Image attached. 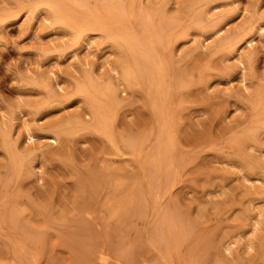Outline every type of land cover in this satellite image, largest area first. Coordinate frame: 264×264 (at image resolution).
Returning <instances> with one entry per match:
<instances>
[{"label": "rangeland", "instance_id": "1", "mask_svg": "<svg viewBox=\"0 0 264 264\" xmlns=\"http://www.w3.org/2000/svg\"><path fill=\"white\" fill-rule=\"evenodd\" d=\"M0 264H264V0H0Z\"/></svg>", "mask_w": 264, "mask_h": 264}, {"label": "bare ground", "instance_id": "2", "mask_svg": "<svg viewBox=\"0 0 264 264\" xmlns=\"http://www.w3.org/2000/svg\"><path fill=\"white\" fill-rule=\"evenodd\" d=\"M85 16H86V15H85ZM90 16H91V15H90ZM113 16H114V15H113ZM92 17H93V15H92ZM111 18H112V17H111ZM111 18H110V19H111ZM78 19H79V18H78ZM81 19H82V18H81ZM86 19H87V18H86ZM91 19H92V18H91ZM118 20H119V19H118ZM89 21H90V19L87 20V22H89ZM91 21H94V18H93ZM91 21H90V22H91ZM161 21H162V18H161ZM82 22H84V21H82ZM95 22H96V24H95ZM95 22H94L93 24H95V25H99V24H97V21H96V20H95ZM99 23L101 24V23H103V22L100 21ZM84 24H86V23L84 22ZM88 24H90V23H88ZM121 24H122V23H121ZM90 25H91V24H90ZM106 25H107V24H106ZM111 25H112V24H111ZM86 27H87V25H86ZM109 27H110V26H109ZM130 27H131V26H130ZM154 29H155V28H154ZM131 30H132V29H131ZM101 31H102V30H101ZM133 31H134V30H133ZM132 33H133V32H132ZM110 34H111V33H110ZM115 34H116V33H115ZM123 34H124V33H123ZM125 34H126V33H125ZM135 35H136V34H135ZM136 43H137V42H136ZM158 45H159V44H158ZM129 49H130V48H129ZM138 50H140V49H138ZM151 50H152V51H155L154 49H151ZM130 51H131V50H130ZM155 53H156V52H155ZM127 55H128V54H127ZM156 57H157V56H156ZM159 64H160V63H159ZM132 66H133V65H132ZM160 66H161V64H160ZM245 66H246V65H245ZM134 67H135V66H134ZM133 69H134V68H133ZM133 69H132V70H133ZM132 70H131V71H132ZM133 71H134V70H133ZM154 71H155V70H154ZM163 76H164V75H163ZM164 78H165V77H164ZM162 80H163V78H162ZM119 82H120V81H119ZM126 82H127V81H126ZM162 83H163V82H162ZM122 85H123V84H122ZM147 85H148V84H147ZM87 87H88V86H87ZM88 88H89V87H88ZM162 93H163V92H162ZM161 107H162V109H163V104H162ZM166 110H167V109H166ZM162 112H163V111H162ZM162 112H161V113H162ZM167 113H168V112H167ZM161 116H162V115H161ZM166 116H167V115H166ZM168 119H170V118H168ZM165 121H167V120H165ZM162 123H163V122H162ZM167 125H168V124H167ZM159 131H160V130H159ZM156 134H157V133H156ZM169 134H170V133H169ZM161 135H162V134H160V133L158 134V136H161ZM170 135H171V134H170ZM161 137H162V136H161ZM158 138H159V137H158ZM142 153H143V152H142ZM141 156H142V155H141ZM140 158H141V157H140ZM160 159H161V157H160ZM137 160H138V159H137ZM159 161H160V160H159ZM229 165H230V164H229ZM240 173H241V172H240ZM240 179H242V178H240ZM242 180H245V179H242ZM242 180H241V181H242ZM116 185H117V184H116ZM262 213H263V212H262ZM255 225H256V224H255ZM253 231H254V230H253ZM29 245H30V244H29Z\"/></svg>", "mask_w": 264, "mask_h": 264}]
</instances>
